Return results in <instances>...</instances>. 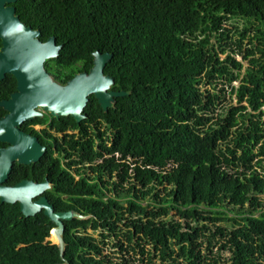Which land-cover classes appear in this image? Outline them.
Returning a JSON list of instances; mask_svg holds the SVG:
<instances>
[{"label":"trees","instance_id":"trees-1","mask_svg":"<svg viewBox=\"0 0 264 264\" xmlns=\"http://www.w3.org/2000/svg\"><path fill=\"white\" fill-rule=\"evenodd\" d=\"M12 4L60 44L44 61L53 81L88 71L98 49L127 93L107 109L90 93L79 122H22L46 149L6 183L46 177L54 210L82 216L64 220L61 256L43 209L0 200V264H264V0ZM15 89L6 73L0 99Z\"/></svg>","mask_w":264,"mask_h":264},{"label":"water","instance_id":"water-1","mask_svg":"<svg viewBox=\"0 0 264 264\" xmlns=\"http://www.w3.org/2000/svg\"><path fill=\"white\" fill-rule=\"evenodd\" d=\"M14 1L0 0V79L6 73L16 78V89L9 97L0 99V105L6 109L0 116V141L7 143L0 147V200L18 201L24 215H33L43 209L54 222L50 235L54 233L55 239L50 235L48 239L58 245L63 256L64 220L82 215L73 209L54 210L44 194L50 185L46 177L42 181L23 178L13 184L6 183L15 161L29 164L38 160L46 149L35 134L20 125L44 112L56 117L70 114L79 122L84 117L82 110L90 93L103 109H107L115 96L127 91L110 88L113 79L103 69L111 53L98 49L93 52V64L88 71L74 73L65 84L53 81L44 69V61L57 55L60 44L54 36L41 40L40 30L25 24L15 14Z\"/></svg>","mask_w":264,"mask_h":264},{"label":"rangeland","instance_id":"rangeland-1","mask_svg":"<svg viewBox=\"0 0 264 264\" xmlns=\"http://www.w3.org/2000/svg\"><path fill=\"white\" fill-rule=\"evenodd\" d=\"M224 54H221V56H223ZM235 57L236 58H238V59H241V55L240 54H235ZM244 63H246V61L244 60L243 61ZM233 83L234 84H238V80H234L233 81ZM222 85V84H221ZM220 84H219V86H221ZM235 97L233 96V97H231L230 96V94H229V91L227 90L226 91V93H225V97H224V100H223V103L224 104H227V103H229V102H233V103H235ZM37 128H39L40 126H42L41 124H36L35 125ZM47 238H50L49 236L47 237ZM107 252H109L110 254H111V256H113L112 258L114 259V257L115 256H117L119 253H115V252H113V251H109V250H107ZM115 255V256H114Z\"/></svg>","mask_w":264,"mask_h":264},{"label":"bare ground","instance_id":"bare-ground-1","mask_svg":"<svg viewBox=\"0 0 264 264\" xmlns=\"http://www.w3.org/2000/svg\"><path fill=\"white\" fill-rule=\"evenodd\" d=\"M50 237L54 240L55 239L54 233L51 234Z\"/></svg>","mask_w":264,"mask_h":264},{"label":"flooded vegetation","instance_id":"flooded-vegetation-1","mask_svg":"<svg viewBox=\"0 0 264 264\" xmlns=\"http://www.w3.org/2000/svg\"><path fill=\"white\" fill-rule=\"evenodd\" d=\"M35 125H36V124H34V127L37 128ZM40 127H41V126H40ZM40 127H39V128H40Z\"/></svg>","mask_w":264,"mask_h":264}]
</instances>
